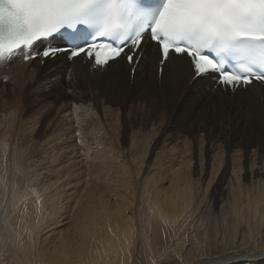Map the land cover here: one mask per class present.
I'll return each instance as SVG.
<instances>
[{
    "label": "bare ground",
    "instance_id": "6f19581e",
    "mask_svg": "<svg viewBox=\"0 0 264 264\" xmlns=\"http://www.w3.org/2000/svg\"><path fill=\"white\" fill-rule=\"evenodd\" d=\"M123 59L11 63L0 264H264V88L223 93L176 57L161 78L150 44L131 77Z\"/></svg>",
    "mask_w": 264,
    "mask_h": 264
},
{
    "label": "snow or ice",
    "instance_id": "6c2138e0",
    "mask_svg": "<svg viewBox=\"0 0 264 264\" xmlns=\"http://www.w3.org/2000/svg\"><path fill=\"white\" fill-rule=\"evenodd\" d=\"M89 0H0V56L12 53L21 46L32 45L43 48L42 52L32 51L23 54L25 63L39 60L42 64L50 57L59 58L58 53H65L63 45H72L70 58L82 55L93 61V66H105L123 53L129 64L134 58L138 62L144 44V28L126 43L117 46L102 39L105 35L123 32L126 36L131 23L126 22L125 14L109 11L98 21L101 39L87 42L77 33L66 37H52L58 47L44 48L47 42L43 38L55 33L63 25L74 24L82 18L81 13ZM241 0H163L159 11L152 18L150 25L151 40L158 46L161 60L157 69L163 77L164 61L170 51L177 55L187 54L197 74L215 69V62L195 48L178 43L187 34L199 31L204 37L214 35L220 27L229 22ZM238 36H264V33L244 32L234 29ZM83 46H80V45ZM135 73V67L132 69ZM261 79V77H256ZM220 80L228 85L239 82L249 83L251 77H242L232 72H221ZM264 248V247H259Z\"/></svg>",
    "mask_w": 264,
    "mask_h": 264
},
{
    "label": "rangeland",
    "instance_id": "374dc122",
    "mask_svg": "<svg viewBox=\"0 0 264 264\" xmlns=\"http://www.w3.org/2000/svg\"><path fill=\"white\" fill-rule=\"evenodd\" d=\"M12 65L11 64H7V65H1L0 66V89L2 87V84L4 83V79L6 80L8 78V76L10 75V72L12 71L11 70V67ZM11 70V71H10ZM29 74H31V71L29 70ZM27 86V82H19L18 83V88H16L15 86L13 87L14 89V92H11V95H16V99H19L21 100L22 97H23V93H22V89L25 88ZM37 88H40V86H32L29 91L30 93H28V97L30 98L31 97V93H35ZM11 90H12V87H11ZM23 103H21L20 107L21 109L20 110H23V105H25V100H22ZM36 116L34 114V111L31 110L30 112L26 113L24 118H27V117H33Z\"/></svg>",
    "mask_w": 264,
    "mask_h": 264
}]
</instances>
